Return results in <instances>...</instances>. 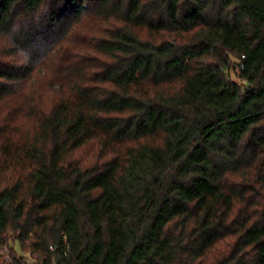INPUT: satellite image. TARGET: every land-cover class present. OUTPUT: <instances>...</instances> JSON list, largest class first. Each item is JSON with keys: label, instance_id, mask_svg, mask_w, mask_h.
<instances>
[{"label": "trees", "instance_id": "1", "mask_svg": "<svg viewBox=\"0 0 264 264\" xmlns=\"http://www.w3.org/2000/svg\"><path fill=\"white\" fill-rule=\"evenodd\" d=\"M0 66V264H264V0H0Z\"/></svg>", "mask_w": 264, "mask_h": 264}, {"label": "rangeland", "instance_id": "2", "mask_svg": "<svg viewBox=\"0 0 264 264\" xmlns=\"http://www.w3.org/2000/svg\"><path fill=\"white\" fill-rule=\"evenodd\" d=\"M9 244L13 245L16 251H19V245L17 242H13V238L12 236L9 237ZM6 247H4L2 250H0V253L5 255L7 253V251L5 250ZM20 254H23V256L28 260V262L31 264L33 261L30 258V254L24 252V251H19Z\"/></svg>", "mask_w": 264, "mask_h": 264}, {"label": "snow or ice", "instance_id": "3", "mask_svg": "<svg viewBox=\"0 0 264 264\" xmlns=\"http://www.w3.org/2000/svg\"><path fill=\"white\" fill-rule=\"evenodd\" d=\"M0 70H2V66H0Z\"/></svg>", "mask_w": 264, "mask_h": 264}]
</instances>
